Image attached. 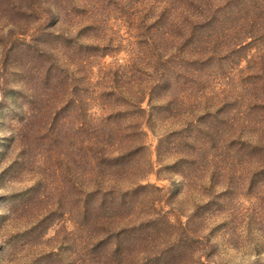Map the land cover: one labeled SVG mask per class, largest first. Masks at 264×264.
Returning <instances> with one entry per match:
<instances>
[{
	"label": "trees",
	"instance_id": "trees-1",
	"mask_svg": "<svg viewBox=\"0 0 264 264\" xmlns=\"http://www.w3.org/2000/svg\"><path fill=\"white\" fill-rule=\"evenodd\" d=\"M114 1L120 16L136 13L137 30L124 49L103 30L108 0H68L66 6L64 0L2 4L12 19L8 30L0 32V116L4 107L11 116L0 119L9 133L0 135V162L9 160V170L34 167L31 187L51 193L55 202L63 200L68 185L76 188L83 209L92 194L101 203L126 180L125 189L140 185L137 172L149 171L152 162L132 157L148 135L156 138V152L161 137H170L169 148L186 144L180 129L157 134L150 127L147 107L156 90L169 92L179 77L184 84L187 78L197 81L207 74L216 79L228 71L264 94V0H144L140 6L133 0ZM119 47L127 56L122 61L93 63ZM242 59L246 65L237 66ZM249 65L257 67L250 72ZM164 101L154 107L169 110L172 98ZM262 102L257 103L264 106ZM178 132L180 139L172 141L171 134ZM79 137L81 151L75 153ZM246 144L238 155L249 154L251 175L261 178L264 138L258 134ZM195 158L177 154L169 165ZM210 168L218 170L219 165L213 162ZM82 180L90 181L88 189ZM51 209L36 217L41 228ZM98 224L108 221L92 219L91 225ZM111 230L95 234L96 242Z\"/></svg>",
	"mask_w": 264,
	"mask_h": 264
},
{
	"label": "rangeland",
	"instance_id": "rangeland-1",
	"mask_svg": "<svg viewBox=\"0 0 264 264\" xmlns=\"http://www.w3.org/2000/svg\"><path fill=\"white\" fill-rule=\"evenodd\" d=\"M133 1L136 5L144 2ZM3 2L1 33L12 19L3 12ZM63 4L68 5V0ZM116 5L108 0L103 30L119 39L124 49L135 36L136 13L120 16ZM126 57L119 47L111 55L95 57L93 63ZM245 65L242 59L237 66ZM221 74L216 79L203 74L198 82L187 78L184 84L179 77L169 92L153 93L146 106L150 127L157 134L180 129L186 144L169 148L170 137H161L156 152V138L148 135L132 157L138 161L149 157L152 162L149 171L137 172L140 185L125 189L128 180L122 177L126 181L101 203L92 194L81 208L82 196L69 185L63 200L55 202L51 193L31 187L34 167L9 170V160L1 161L0 264H264V175L254 178L247 164L249 154L238 155L256 135L264 138V106L257 103L264 94L257 87L251 89L245 80L246 88L236 73ZM233 77L238 79L228 84ZM197 84L200 89L195 88ZM166 98H172L169 110L154 107ZM6 108L0 119L11 116ZM2 126L0 135H9ZM171 138L178 141L180 132ZM81 146L79 137L75 153ZM177 154L196 158L169 165ZM213 162L218 170L210 168ZM89 183L82 180L86 189ZM47 209H51L49 222L41 228L35 219ZM95 218L108 221L109 226L91 225ZM124 226L129 227L122 230ZM105 227L112 230L96 242L95 234Z\"/></svg>",
	"mask_w": 264,
	"mask_h": 264
}]
</instances>
